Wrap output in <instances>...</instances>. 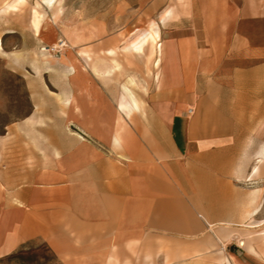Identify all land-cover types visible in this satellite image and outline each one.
<instances>
[{
    "label": "crops",
    "instance_id": "0c3cea01",
    "mask_svg": "<svg viewBox=\"0 0 264 264\" xmlns=\"http://www.w3.org/2000/svg\"><path fill=\"white\" fill-rule=\"evenodd\" d=\"M137 1L199 18L163 40L150 102L116 99L92 35L21 73L32 110L0 134V257L40 240L60 264H264V29L242 30L264 0Z\"/></svg>",
    "mask_w": 264,
    "mask_h": 264
},
{
    "label": "rangeland",
    "instance_id": "374dc122",
    "mask_svg": "<svg viewBox=\"0 0 264 264\" xmlns=\"http://www.w3.org/2000/svg\"><path fill=\"white\" fill-rule=\"evenodd\" d=\"M137 3V0H0V134L5 133L10 123L31 113L32 104L21 73L28 75L30 68L39 65L49 70L51 55L56 57L66 45L60 38L64 34L66 38L77 34L82 40L90 39V35L97 39L98 50L92 52L97 57L92 66L105 65L102 61L109 56L116 82L122 79L121 85L115 84L121 92L116 99L122 100L131 92L142 102H150L160 73V60L158 65L154 60L160 59L163 40L189 33L192 23H197L199 18H187L190 10H138ZM167 14L169 17L159 29V18L162 20ZM63 24L80 27L58 30ZM90 24L95 29L93 32ZM263 29L264 19L242 25V30L257 36ZM44 36H51L52 43H42ZM159 41L161 52L158 54ZM43 47L50 50H42ZM11 52L18 64H10ZM87 54L89 50L83 52ZM132 77L136 79L134 83L130 81ZM263 119L264 111L258 112V121ZM257 134L264 137V127L259 126ZM260 145L264 147V142ZM0 264L60 262L43 242L32 240L11 255L0 257Z\"/></svg>",
    "mask_w": 264,
    "mask_h": 264
},
{
    "label": "built area",
    "instance_id": "2783aa9c",
    "mask_svg": "<svg viewBox=\"0 0 264 264\" xmlns=\"http://www.w3.org/2000/svg\"><path fill=\"white\" fill-rule=\"evenodd\" d=\"M42 50L48 51L50 50V48L48 47H43ZM191 111V109L189 110V112ZM239 245H243V242H240Z\"/></svg>",
    "mask_w": 264,
    "mask_h": 264
},
{
    "label": "trees",
    "instance_id": "16d2710c",
    "mask_svg": "<svg viewBox=\"0 0 264 264\" xmlns=\"http://www.w3.org/2000/svg\"><path fill=\"white\" fill-rule=\"evenodd\" d=\"M12 254V253H11ZM11 254H9V255H11ZM8 256V255H7Z\"/></svg>",
    "mask_w": 264,
    "mask_h": 264
}]
</instances>
